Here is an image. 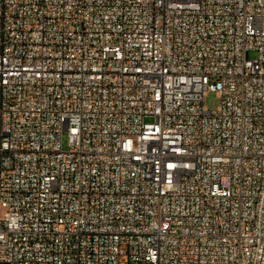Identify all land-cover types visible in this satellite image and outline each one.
<instances>
[{"label":"built area","instance_id":"2783aa9c","mask_svg":"<svg viewBox=\"0 0 264 264\" xmlns=\"http://www.w3.org/2000/svg\"><path fill=\"white\" fill-rule=\"evenodd\" d=\"M0 264H264V0H0Z\"/></svg>","mask_w":264,"mask_h":264},{"label":"rangeland","instance_id":"374dc122","mask_svg":"<svg viewBox=\"0 0 264 264\" xmlns=\"http://www.w3.org/2000/svg\"><path fill=\"white\" fill-rule=\"evenodd\" d=\"M249 58L250 59H255L256 58V54L254 52H250L249 53ZM205 106L207 108H209L210 110L218 109V107L220 106V99H219L218 95L216 93H209L207 95V97L205 98ZM63 145H64V149L65 150L69 149L66 136H64Z\"/></svg>","mask_w":264,"mask_h":264}]
</instances>
